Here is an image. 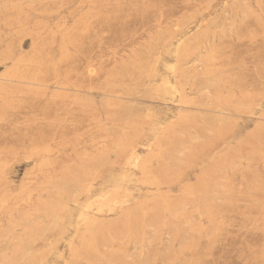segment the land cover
Instances as JSON below:
<instances>
[{
  "label": "rangeland",
  "instance_id": "374dc122",
  "mask_svg": "<svg viewBox=\"0 0 264 264\" xmlns=\"http://www.w3.org/2000/svg\"><path fill=\"white\" fill-rule=\"evenodd\" d=\"M0 264H264V0H0Z\"/></svg>",
  "mask_w": 264,
  "mask_h": 264
},
{
  "label": "bare ground",
  "instance_id": "6f19581e",
  "mask_svg": "<svg viewBox=\"0 0 264 264\" xmlns=\"http://www.w3.org/2000/svg\"><path fill=\"white\" fill-rule=\"evenodd\" d=\"M181 100H182V99H181ZM149 150H150V149H149ZM136 164H137V163H136ZM137 167H138V166H137ZM87 184H88V183H87ZM115 195H116V194H115ZM132 196H133V195H132ZM132 196H131V197H132ZM125 197H127V196H125ZM111 198H112V197H111ZM98 199H99V198H98ZM98 199H97V200H98ZM111 200H112V199H111ZM95 201H96V199H95ZM69 204H70V203H69ZM110 212H111V211H110ZM89 227H90V226H89Z\"/></svg>",
  "mask_w": 264,
  "mask_h": 264
}]
</instances>
